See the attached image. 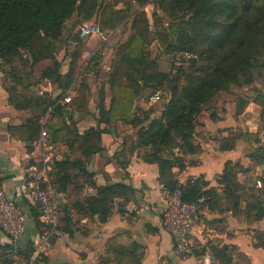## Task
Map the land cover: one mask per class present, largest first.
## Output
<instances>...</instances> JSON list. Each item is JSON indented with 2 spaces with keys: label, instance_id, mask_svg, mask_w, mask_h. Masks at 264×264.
Returning a JSON list of instances; mask_svg holds the SVG:
<instances>
[{
  "label": "crops",
  "instance_id": "1",
  "mask_svg": "<svg viewBox=\"0 0 264 264\" xmlns=\"http://www.w3.org/2000/svg\"><path fill=\"white\" fill-rule=\"evenodd\" d=\"M64 35L66 56L63 58L64 50H60L56 56L61 62V74L69 70L73 50L76 47L80 49L79 71L64 91L42 76V71L50 65L49 61L31 63L28 67L31 83L18 84L15 91L10 89L12 84L9 83L8 74L0 71V182L10 198L21 195L25 168L39 158L40 132L45 128L49 130L48 125L56 124V129H62L55 133L56 137L49 132L55 161L81 156L77 149L78 143L71 145L73 135L70 131L74 132L71 118L79 134L90 127L102 131L98 144L100 151L92 157L87 167L91 176L86 181L84 175H79L75 179L77 189L74 185H68L65 192L60 190L53 164L50 175L58 189L65 194L64 205L54 242L34 264H202L204 255H209L210 264H220L214 248L222 247L229 249L233 263L264 264V247H255L256 243L264 241V218L248 222L243 213L245 202L240 199L233 204L223 192V186L218 183L226 164H238L239 172H246V180L239 178L240 173H237L239 182H247L253 165V159L249 156L245 164L244 155L234 143V130H230L231 117L221 115L214 122L204 119L201 122L204 126L199 127L198 131L195 127L196 133H202L197 135L203 136V139L195 137L200 150L182 157L185 165L183 170L177 167L171 170L179 185L185 186L188 182L199 180L205 184L202 191H213V194L201 195L207 200L202 208L200 222L192 230L191 240L194 245L191 252L178 256L174 252L170 235L161 225V214L166 202L163 195L165 187L160 182L158 166L142 160L143 149L133 148L140 126L120 120L109 125L97 122V108L101 100H104L106 106L109 105L108 79L118 59L116 49L130 34L123 42H118V39L124 34H105V40L97 36L82 40L76 34ZM24 57L30 58L27 55ZM100 60L103 65L108 61L109 65L102 68L108 70L107 75L99 84H91V75H86L85 70L100 67L97 66ZM82 78L87 83L88 113L81 118L71 102L64 103L63 100L68 96L72 99L76 96ZM144 93L145 90L142 97L134 101L132 115L136 108L146 110L149 104L154 103L149 97H143ZM43 94H47L53 102L45 111L40 104L19 102L21 99H36ZM56 106L61 108L58 120L53 117ZM153 117L158 116L150 115V118ZM208 135H212V138ZM228 136L232 148L221 149V139ZM259 166L264 175V164ZM71 173L79 174L77 170ZM256 175L261 180V174ZM251 183L253 188L254 182ZM109 185H121L125 189L109 195L106 204L109 213L101 221L99 211H89L88 199L97 196L99 189ZM254 192L264 204V193L257 190ZM64 217L68 221L65 222ZM37 229L33 219L28 217L26 231L18 241L21 250L29 252ZM258 233L262 234L261 240H258ZM7 244V237L0 232V248Z\"/></svg>",
  "mask_w": 264,
  "mask_h": 264
},
{
  "label": "trees",
  "instance_id": "2",
  "mask_svg": "<svg viewBox=\"0 0 264 264\" xmlns=\"http://www.w3.org/2000/svg\"><path fill=\"white\" fill-rule=\"evenodd\" d=\"M150 2L157 7L156 11L160 10L167 16V32L163 35L151 32L144 11L135 15L132 34L116 49L118 59L108 79L109 105L106 106L101 100L97 108V122L109 125L120 120L140 126L133 148L143 149L142 160L158 166L160 182L166 189H180L184 201H195L201 195L213 194V191H202L205 184L199 180L181 186L174 180L171 170L173 167L183 170L185 165L182 157L200 150L194 130L202 106L237 84L240 74L244 75L246 83L251 81L255 58L264 49V0H130L129 4L130 8L143 7ZM99 7L98 0H0V71L8 74L9 83L12 84L10 89L15 91L18 84H30L28 67L40 61L50 62L42 71L45 79L56 83L63 91L68 88L79 71L80 49L76 47L73 50L69 70L61 74V62L56 56L60 50H64L63 58L66 56L65 29L74 15L79 21L91 16ZM115 14L110 10L108 19L101 26L104 23L113 27L117 18ZM154 21L158 22L159 18L156 17ZM101 26V32L106 34V29ZM152 34L167 55L175 57L185 54L191 57H183L181 65L176 68V63L171 60L170 71H161L158 60L148 48ZM25 55L30 58H25ZM183 63H187L186 68H183ZM146 89L161 92V98L167 95V91L169 93L158 117L150 118L154 112L152 108H136L132 115L134 101L142 97ZM86 91L87 83L82 78L76 96L71 101L81 118L88 113ZM259 94L258 98L242 102L235 114L239 115L251 100L263 106L260 109L263 118L264 94L261 91ZM49 98L43 94L36 99H21L19 102L40 104L45 111L53 103ZM60 116L61 108L56 106L53 117L58 120ZM210 119L215 121L218 118L213 114ZM71 122L74 127V132L70 131L73 135L71 145L78 143L77 149L81 156L63 158L54 163V176L60 190L64 192L68 185H74L77 189L75 179L79 175H84L88 181L91 175L87 167L92 157L100 151L98 144L102 132L90 127L79 134L72 118ZM48 126L49 130L45 128V131L49 138V132L55 136L62 130L56 129V124ZM262 130L264 132V118ZM220 148H232L230 136L221 139ZM262 149V146L257 149L260 153L257 156L258 164L264 161ZM237 166L226 164L218 183L223 186V192L233 204L240 199L245 202L243 213L248 222L258 221L264 218V204L253 192L248 191L246 181L237 180ZM73 170L79 174L73 175ZM122 188L125 189L121 185H109L99 189L97 196L88 199L89 211H99L100 220L104 221L109 213L106 208L109 195L118 193ZM28 217L33 219L38 228L37 215L31 208H28ZM261 236L257 234L258 240L262 239ZM255 247H264V241L256 243ZM10 248L8 244L0 248V252L3 251L0 264H12L7 254ZM214 251L220 264H237L232 262L227 247L214 248ZM17 253L24 258L29 256V252L23 250Z\"/></svg>",
  "mask_w": 264,
  "mask_h": 264
},
{
  "label": "built area",
  "instance_id": "3",
  "mask_svg": "<svg viewBox=\"0 0 264 264\" xmlns=\"http://www.w3.org/2000/svg\"><path fill=\"white\" fill-rule=\"evenodd\" d=\"M75 32L82 40L93 36L106 39L100 26L93 22L79 23L75 27ZM149 99L153 102L158 101L159 92H153ZM71 100L72 97L68 96L63 102L70 103ZM40 148L39 158L25 168V183L20 196L10 198L0 182V232L7 237L11 246L7 254L12 264H34L39 260L54 242L60 224L65 194L58 189L50 175L55 159L51 141L44 129L40 132ZM254 188L264 193V185L259 178L255 179ZM163 195L166 207L161 214V225L171 237L175 254L183 256L190 253L194 245L191 240L192 230L200 222L202 208L207 199L201 196L195 201H184L180 189L170 191L164 188ZM28 208L36 213L39 226L29 249V256L24 258L17 251L21 250L18 241L26 231ZM202 264H210L209 255L202 257Z\"/></svg>",
  "mask_w": 264,
  "mask_h": 264
},
{
  "label": "rangeland",
  "instance_id": "4",
  "mask_svg": "<svg viewBox=\"0 0 264 264\" xmlns=\"http://www.w3.org/2000/svg\"><path fill=\"white\" fill-rule=\"evenodd\" d=\"M100 7L95 10L91 16L86 17L84 19H81L79 21L76 20L75 18H72L69 21V25L66 27V31L64 34H71L74 35L76 34L75 32V27L82 22H93L95 24H98L101 26L102 22L108 19L109 16V11H114L116 14V19L114 23L112 24L113 27H109L103 23V27L106 29V34H124L121 38L118 39V42H123L125 40V37L127 38L128 34H132V23L135 19V15L140 12L144 11L146 13V16L148 18V23H149V29L153 33H159L160 35L166 34V28L167 25L169 24V20L167 16L163 15L160 10L156 11L157 7L154 6L153 3H148L143 7H136L133 6L130 8V0H98ZM159 18L158 22H155L154 19ZM101 26V27H102ZM152 39L148 44L149 50H151V53L153 57H155L158 60V64L161 70L168 72L171 69V60H173L176 64L174 65L176 68L178 65H181L180 60L185 57L184 55L177 54L175 57L171 55H167L164 47L159 46V43L156 41L154 35H151ZM69 41H74L73 39H70ZM186 58V57H185ZM112 59H110L109 63L111 62ZM101 61L97 64L100 67H95L89 69V65L87 66L88 70H85L86 75H91L90 80L92 81L91 84H99L101 81L104 80L106 77V73L108 70L106 68L102 69L103 66H108V61H106V64H101ZM187 67V63H183V68ZM88 71V72H86ZM96 71L98 74H96ZM251 81L249 83H246V78L244 75L240 74L239 82L235 85H232L226 92H220L217 94L213 99L212 102H208L202 106L201 112L198 115L199 117L198 120H196L197 125H196V130L198 131L199 127L204 126L203 120L206 119L208 121H213L210 119V116L215 115L216 118L219 116L223 115L225 116L226 114L231 117V122L232 124V129L234 130L233 137H234V143L238 148L240 149L241 154L244 155V162L246 164L247 156L252 157L253 165L252 170L247 176V188L249 192L256 191L254 187L250 185L253 184L255 179L257 177L256 174H261L260 178L262 180V185H264V175L262 172V169H260L261 164H258L257 160L259 156L258 148H260V145L263 147L264 145V133L262 130V121L263 118L260 116V109L263 108V106H258L255 103L247 105L244 107L242 112L239 115L235 114V111L241 107L242 102L246 101L247 99H255L258 98L257 96L260 95L259 92L261 91L264 94V49L262 50V53L259 54L255 58L254 65L252 67V76H251ZM164 91H167L164 89ZM153 90L151 89H146L144 96L146 99L150 95L153 94ZM166 94V93H165ZM161 92L159 93L160 99L158 101H155L153 104H149L147 108H152L153 113L152 115L160 116L159 113L161 114V111L163 109V106L166 102V98L169 95L167 91V95H163L161 98ZM94 97V96H93ZM95 99V97L93 98ZM249 102H252L249 100ZM140 116V115H139ZM202 122V123H201ZM225 128H228L225 126ZM195 132V130H194ZM197 134H202L196 133L195 136L197 139H203V136H199ZM210 138H212V135H208ZM232 137V138H233ZM264 151V148H263ZM264 153V152H263ZM246 166V165H245ZM258 167V168H257ZM239 168V165L235 168L236 173L239 174V178H244L246 180V172H239L237 170ZM243 168V167H242ZM246 168V167H244ZM246 171V169H245ZM261 192V191H260ZM256 194V193H255ZM254 194V195H255ZM260 201H262L261 198H259ZM62 214V218H63ZM66 218V217H64ZM66 222V220L64 219Z\"/></svg>",
  "mask_w": 264,
  "mask_h": 264
}]
</instances>
